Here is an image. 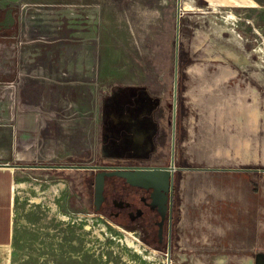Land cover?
<instances>
[{
	"label": "rangeland",
	"instance_id": "374dc122",
	"mask_svg": "<svg viewBox=\"0 0 264 264\" xmlns=\"http://www.w3.org/2000/svg\"><path fill=\"white\" fill-rule=\"evenodd\" d=\"M197 4L206 13L190 10L180 18L176 173L162 243L150 228L141 234L127 219L112 217V203L96 211L95 172L22 170L17 181L28 187L14 189L11 264H166L169 252L172 264H264L260 153L251 154L247 165L204 171L199 169L208 166L187 151L201 145L191 116L202 121L184 95L196 86L186 68L205 61L194 51L196 30L211 29L208 18L221 19L229 11L215 13L205 0ZM156 10L161 16L147 15ZM234 11L254 60L239 78L264 94L252 76L264 74L263 55L253 52L264 44V6ZM176 32L177 0H0V152L9 117L18 115L34 119L42 136L32 144L20 141L34 164L170 165ZM191 125L198 132L195 140ZM61 181L67 187L53 191ZM113 181L109 191L118 193L121 181ZM34 197L42 202L34 203ZM61 213L70 219L61 221ZM103 226L105 239L95 232ZM127 231L157 261L148 262L110 238L121 239ZM41 244L50 250L41 251ZM45 252L54 256L41 262Z\"/></svg>",
	"mask_w": 264,
	"mask_h": 264
},
{
	"label": "bare ground",
	"instance_id": "6f19581e",
	"mask_svg": "<svg viewBox=\"0 0 264 264\" xmlns=\"http://www.w3.org/2000/svg\"><path fill=\"white\" fill-rule=\"evenodd\" d=\"M205 1L215 13H221L222 8H227L229 11L224 13L221 19L214 18L215 20L204 15L212 28L196 30L194 51L200 52L199 57L205 61L191 64L186 68V74L196 86L186 90L184 95L202 121L200 124L195 120V114L191 116L192 124L194 121L198 123L201 145L188 146L190 144L188 140L184 145L188 146L189 150H186L192 155L193 160L208 167L222 164L247 165L253 153H260V159L257 162L264 164V94L259 86L253 85L250 81L245 84V80L239 78L240 72L248 71L254 60L247 53L244 37L238 30L240 20L234 11V9H246L259 5L253 0ZM197 2L198 0H182L181 16L186 11L196 9L206 13V9L200 8ZM147 15L161 16V13L156 10L147 12ZM217 20H220V23H217ZM253 52L263 55L261 58L264 62V44L254 48ZM261 66V63L257 62L256 67L261 68ZM252 76L260 86H264V74L254 72ZM235 79L237 82L231 85ZM188 131L191 139L197 136L196 125H191ZM27 159L28 157L23 155L17 158L22 162ZM16 187L26 189L28 183L18 182ZM66 187V183L61 181L56 184L53 191L60 193ZM34 189L40 194L45 193L38 187ZM32 200L37 204L42 202L41 197H34ZM59 217L65 222L70 219L68 215L62 213ZM86 229L92 230L91 225L88 224ZM95 232L105 239L108 229L103 226L101 229H95ZM110 238L123 242L128 249L148 262L157 261L156 255L149 254L140 240L131 232L127 231L121 239L115 236ZM166 264L172 263L166 261ZM249 264H252L251 260Z\"/></svg>",
	"mask_w": 264,
	"mask_h": 264
},
{
	"label": "flooded vegetation",
	"instance_id": "af4514ba",
	"mask_svg": "<svg viewBox=\"0 0 264 264\" xmlns=\"http://www.w3.org/2000/svg\"><path fill=\"white\" fill-rule=\"evenodd\" d=\"M25 165H36L40 167H22L26 170H85L95 172V177L99 171L93 169H69V168H56L54 166H71L80 165L86 166L89 164H55V163H35ZM98 166H128V167H154L152 165H98ZM157 166V165H156ZM169 165H159L158 167H166ZM176 173V170L174 171ZM49 174V173H48ZM175 175V174H174ZM113 180H120L121 187L117 188L118 193H110V184ZM113 185V183H112ZM95 189V184H94ZM125 190H130V194L125 193ZM174 190V180L170 188H166L164 185L159 189L145 188L132 186L124 179L118 177H109L105 180L104 185V200L100 206L101 209L106 206V203H112L111 208L108 210L110 215L115 219L121 221V219H127L128 224L139 230L141 234L149 232L150 228L155 234L158 245H160L165 237L167 230V224L171 213V199ZM121 191V193H120ZM136 191V192H134ZM94 203H95V190H94ZM128 225V226H129ZM41 251L50 250L45 248V245L41 244ZM52 252H45L42 254V260H46L48 257H53ZM29 258V257H28Z\"/></svg>",
	"mask_w": 264,
	"mask_h": 264
},
{
	"label": "crops",
	"instance_id": "0c3cea01",
	"mask_svg": "<svg viewBox=\"0 0 264 264\" xmlns=\"http://www.w3.org/2000/svg\"><path fill=\"white\" fill-rule=\"evenodd\" d=\"M255 1L259 7L264 6ZM10 124L8 125V133L4 135V147L0 152V164L11 163L15 165L34 164L32 159L27 162L17 160L20 155L28 156L25 151H22L20 141H30L31 144L41 140L38 132L36 121L34 119L25 118L23 116H10ZM20 155L14 158V152ZM36 150H32L35 153ZM15 161V162H14ZM21 170V171H20ZM22 167H5L0 166V264H11L13 241L15 236L14 219H13V198L14 189L18 182V176L22 173ZM34 171V170H31Z\"/></svg>",
	"mask_w": 264,
	"mask_h": 264
},
{
	"label": "water",
	"instance_id": "95a60500",
	"mask_svg": "<svg viewBox=\"0 0 264 264\" xmlns=\"http://www.w3.org/2000/svg\"><path fill=\"white\" fill-rule=\"evenodd\" d=\"M181 1L177 0V32H176V60H175V93H174V108H173V143H172V156L171 163L166 167H128V166H98V165H71V166H54L56 168H69V169H93L104 170L99 171L95 177V204L97 210L104 200V185L105 180L109 177H118L124 179L132 186L159 189L163 185L170 188L174 180V171L176 169V119H177V104H178V75H179V43H180V18H181ZM0 166L5 167H40L36 165H15L11 163H1ZM199 170L209 171L215 170L214 168L206 167ZM222 170V169H216ZM228 170V169H225Z\"/></svg>",
	"mask_w": 264,
	"mask_h": 264
},
{
	"label": "built area",
	"instance_id": "2783aa9c",
	"mask_svg": "<svg viewBox=\"0 0 264 264\" xmlns=\"http://www.w3.org/2000/svg\"><path fill=\"white\" fill-rule=\"evenodd\" d=\"M166 256L168 257V261L171 262L172 260H171V254H170V252L169 253H166Z\"/></svg>",
	"mask_w": 264,
	"mask_h": 264
},
{
	"label": "trees",
	"instance_id": "16d2710c",
	"mask_svg": "<svg viewBox=\"0 0 264 264\" xmlns=\"http://www.w3.org/2000/svg\"><path fill=\"white\" fill-rule=\"evenodd\" d=\"M259 4H263V0H256Z\"/></svg>",
	"mask_w": 264,
	"mask_h": 264
}]
</instances>
